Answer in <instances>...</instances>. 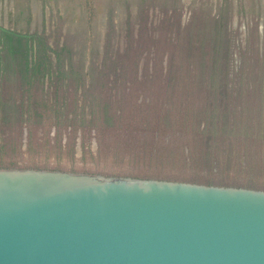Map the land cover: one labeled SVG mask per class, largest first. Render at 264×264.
Segmentation results:
<instances>
[{
	"label": "rangeland",
	"instance_id": "374dc122",
	"mask_svg": "<svg viewBox=\"0 0 264 264\" xmlns=\"http://www.w3.org/2000/svg\"><path fill=\"white\" fill-rule=\"evenodd\" d=\"M183 1V2H182ZM0 169L264 191V0H0Z\"/></svg>",
	"mask_w": 264,
	"mask_h": 264
},
{
	"label": "water",
	"instance_id": "95a60500",
	"mask_svg": "<svg viewBox=\"0 0 264 264\" xmlns=\"http://www.w3.org/2000/svg\"><path fill=\"white\" fill-rule=\"evenodd\" d=\"M0 264H264V191L0 169Z\"/></svg>",
	"mask_w": 264,
	"mask_h": 264
},
{
	"label": "flooded vegetation",
	"instance_id": "af4514ba",
	"mask_svg": "<svg viewBox=\"0 0 264 264\" xmlns=\"http://www.w3.org/2000/svg\"><path fill=\"white\" fill-rule=\"evenodd\" d=\"M183 2V1H182ZM3 29V30H2ZM0 32H2L3 34H9L11 36H22V37H28V36H23V35H18L17 33H14L12 31H9V30H6L5 28L3 27H0Z\"/></svg>",
	"mask_w": 264,
	"mask_h": 264
},
{
	"label": "trees",
	"instance_id": "16d2710c",
	"mask_svg": "<svg viewBox=\"0 0 264 264\" xmlns=\"http://www.w3.org/2000/svg\"><path fill=\"white\" fill-rule=\"evenodd\" d=\"M5 35L9 38V40H12L14 38V36H11L9 34H5Z\"/></svg>",
	"mask_w": 264,
	"mask_h": 264
}]
</instances>
